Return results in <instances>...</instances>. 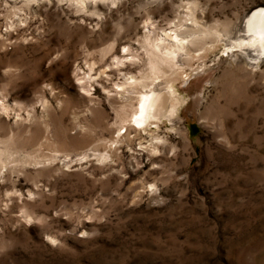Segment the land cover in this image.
<instances>
[{
    "label": "rangeland",
    "instance_id": "rangeland-1",
    "mask_svg": "<svg viewBox=\"0 0 264 264\" xmlns=\"http://www.w3.org/2000/svg\"><path fill=\"white\" fill-rule=\"evenodd\" d=\"M260 5L0 0V264H264V57L236 46ZM131 76L177 113L133 126Z\"/></svg>",
    "mask_w": 264,
    "mask_h": 264
},
{
    "label": "bare ground",
    "instance_id": "bare-ground-1",
    "mask_svg": "<svg viewBox=\"0 0 264 264\" xmlns=\"http://www.w3.org/2000/svg\"><path fill=\"white\" fill-rule=\"evenodd\" d=\"M242 31L243 34L236 39L239 41L236 46L255 47L259 52L258 58L264 57V39H262L264 37V5L254 8L248 14L242 24ZM194 38L195 35L192 33L175 32L174 35L166 33L165 37L158 39L155 43H149L152 55L158 58V60L153 58L150 62L151 74L158 79L157 75H160L162 71L160 66L164 63L176 72V68L182 65L184 57L188 55L187 49L193 44ZM167 40L169 44H166ZM139 83L138 79L131 76L127 79L125 88L123 87L128 94L135 93L134 89L138 85L143 88L137 92V105L130 120L133 126L145 129L153 120H159L162 117L172 118L177 113L179 102L176 101V91L172 83H167L166 93L154 86L155 82L153 87L147 86L143 80L141 84Z\"/></svg>",
    "mask_w": 264,
    "mask_h": 264
},
{
    "label": "snow or ice",
    "instance_id": "snow-or-ice-1",
    "mask_svg": "<svg viewBox=\"0 0 264 264\" xmlns=\"http://www.w3.org/2000/svg\"><path fill=\"white\" fill-rule=\"evenodd\" d=\"M262 39H264V37H262Z\"/></svg>",
    "mask_w": 264,
    "mask_h": 264
}]
</instances>
